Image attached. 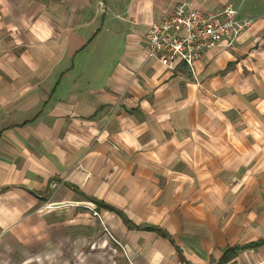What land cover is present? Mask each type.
Segmentation results:
<instances>
[{
  "label": "crops",
  "instance_id": "obj_1",
  "mask_svg": "<svg viewBox=\"0 0 264 264\" xmlns=\"http://www.w3.org/2000/svg\"><path fill=\"white\" fill-rule=\"evenodd\" d=\"M229 2L252 24L196 79L147 56ZM85 205L126 264H264V0H0V264H65Z\"/></svg>",
  "mask_w": 264,
  "mask_h": 264
},
{
  "label": "built area",
  "instance_id": "obj_2",
  "mask_svg": "<svg viewBox=\"0 0 264 264\" xmlns=\"http://www.w3.org/2000/svg\"><path fill=\"white\" fill-rule=\"evenodd\" d=\"M251 24V20L239 17V7L231 2L209 11L166 9L158 21L146 26L147 56L155 57L171 70L184 63L196 79L195 63L221 47H232L236 38Z\"/></svg>",
  "mask_w": 264,
  "mask_h": 264
},
{
  "label": "rangeland",
  "instance_id": "obj_3",
  "mask_svg": "<svg viewBox=\"0 0 264 264\" xmlns=\"http://www.w3.org/2000/svg\"><path fill=\"white\" fill-rule=\"evenodd\" d=\"M86 207L91 210L93 217L97 216L98 223L93 225L96 233L88 241H78L70 249L72 254L66 256L65 264H126L123 247L111 237V229L102 226L99 213L93 206Z\"/></svg>",
  "mask_w": 264,
  "mask_h": 264
}]
</instances>
